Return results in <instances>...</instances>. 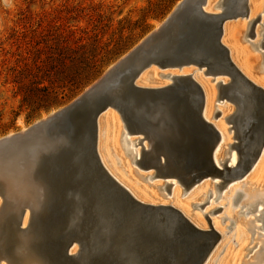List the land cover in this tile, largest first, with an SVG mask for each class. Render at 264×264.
Returning a JSON list of instances; mask_svg holds the SVG:
<instances>
[{"label": "water", "instance_id": "obj_1", "mask_svg": "<svg viewBox=\"0 0 264 264\" xmlns=\"http://www.w3.org/2000/svg\"><path fill=\"white\" fill-rule=\"evenodd\" d=\"M206 1L182 0L158 30L72 103L27 131L0 139L5 203L0 261L20 264V249L26 248L23 254L40 264H205L222 235L213 227L198 228L172 206L133 197L100 160L98 119L115 109L129 134L153 144L143 167L176 178L188 189L210 175L237 170L226 164L220 169L214 162L220 135L203 116L204 90L191 75L174 77L172 85L158 89L140 87L136 79L153 63L161 68L191 64L213 77L227 75L232 80L230 85L219 82L220 98L240 82L245 97L238 96L254 109L245 132L250 140L261 136L243 167L247 172L264 144V89L241 73L221 42L225 22L247 16V0L227 2L219 14L205 12ZM25 162L31 164L28 195L10 203L7 180ZM74 244L79 254L70 253Z\"/></svg>", "mask_w": 264, "mask_h": 264}, {"label": "rangeland", "instance_id": "obj_2", "mask_svg": "<svg viewBox=\"0 0 264 264\" xmlns=\"http://www.w3.org/2000/svg\"><path fill=\"white\" fill-rule=\"evenodd\" d=\"M181 1L0 0V139L22 132L24 128L28 129L72 103L159 28ZM238 20L248 23V19L243 18L232 21ZM257 28L260 30V25ZM255 33L257 34V29ZM244 38L245 34H242L241 45L248 46L250 52L257 57L254 59L255 73L264 76L263 54L261 51H255L251 46L259 37H250L249 41ZM153 66L160 73L175 71ZM207 78L212 79V77ZM159 81L167 80L159 78ZM218 104L221 114L212 119L215 123L223 120L225 115L222 109L232 103L223 100L216 105ZM116 114L121 119L117 112ZM226 126L229 128L230 125ZM122 131L118 146L109 141L107 143L108 153L105 151L108 157L107 165L111 166L110 161L113 157L117 167L116 172L121 174L120 178L124 176L134 185L157 192L159 200L163 203L172 202L168 198L171 191H163L156 187V184L164 185L166 181H170V178L147 179L146 176L155 174V170L142 168L133 162V158L125 151ZM137 136L130 135V138L133 140L138 138ZM103 143L105 145V139ZM142 147L143 145L139 144V147L133 149L138 150ZM226 149L227 145L224 144L221 150L224 156L226 153L223 154V150ZM24 164L19 171L27 178L31 164L27 162ZM27 180L30 185L29 179ZM205 180L214 182L211 178H205L203 181ZM177 186L182 190L180 184ZM258 186L262 187L261 184ZM169 188L172 190V187ZM11 191L6 193L7 201L10 199V203L23 198L15 191ZM213 206L215 208L218 205ZM207 208L209 205L193 212L203 214ZM221 213L209 216L210 220L205 217L209 228L212 219L221 218ZM245 219L247 217L241 216L238 217L239 221L237 220L242 225L243 231H245ZM218 220L221 222V219ZM228 225L229 223H226L223 226L224 231ZM246 233L245 231L244 234ZM249 234H246V239L245 236L244 239L242 238L243 244H240L239 238L233 242L226 237L232 244L230 251L234 248L232 252L237 253L239 257L234 260L228 254L229 264H247L254 259L255 251L247 250L257 241H253L254 234L252 235L251 232ZM249 236H252L249 238L250 241Z\"/></svg>", "mask_w": 264, "mask_h": 264}, {"label": "bare ground", "instance_id": "obj_3", "mask_svg": "<svg viewBox=\"0 0 264 264\" xmlns=\"http://www.w3.org/2000/svg\"><path fill=\"white\" fill-rule=\"evenodd\" d=\"M230 1L231 0H207L204 5V11L210 14H219L223 11L225 4L229 5L227 4V2L229 3ZM247 5V16H240L236 19H248V23H245L244 21L240 22L241 20L235 22L232 20L226 21L223 26V35L221 38V42L228 49L231 61L241 71V73L253 84L264 89V76L257 75L254 70V59L257 57L250 52L248 46H243L240 43L242 34H245L244 39L249 41L251 37L250 30L252 28V25L255 23V27L253 29L254 37L258 36L259 39L255 43H252L251 46L255 49V51H261L264 58V0H247ZM258 25H260L261 27L260 30L259 28H257ZM159 28H157L156 30H158ZM256 29L257 34L255 33ZM153 65L157 64L153 63L141 72V74L136 79V85L143 88H164L174 83V77L191 75L194 80L201 85L205 93L206 100L203 116L217 129L220 135L219 142L215 148L213 155L214 162L220 169H224V164H226V166L230 167V169L237 170H234L232 172H224L223 174H221V176L210 175L206 178H211L214 180V182H208V180L203 181L205 179L204 178L202 181L197 182L188 189L176 178H170V181H166L164 185L155 183L156 187H159L163 191H166L168 187H172L170 197L168 196V198L172 202L167 204L163 203L159 200V197L156 194L157 192L153 190L149 191L141 186L139 187L137 185H134L131 181L128 180V178H125L124 176L123 178H120L121 174H118L116 172L117 167L115 164V159L113 157H111L110 161L111 166L109 167L107 165V143L108 141L109 143H116V145L117 143H119V136L122 131V126L124 129L122 131L123 145L126 153L133 158L134 163L139 164L140 167L144 168V159L146 157H152L153 154L152 142L149 139L140 137L141 135H138V138L132 140L130 138V135L136 136V134L128 133L122 118L120 119L116 114L117 111L112 108L106 110L98 119V154L103 166L110 173V175L115 178L122 186H124L137 200L149 205L172 206L181 211L183 215L198 228L202 230H209L211 227H213L215 230H217L222 235L219 241L220 243L217 244L205 264H211L212 262H214L213 264H229L228 261H230V258L227 259L228 254L231 258L237 260V258H239L238 254H234L232 252L235 250L234 248L232 251H230L232 248V244L227 241L228 239L226 237H229L230 240L232 239L233 242L236 238H239V241H241L240 244H243L244 240H242V238L245 236L246 239V234H249L250 232L252 235H255V237H253V241L257 242L253 247L247 250L255 251L254 259L247 264H264V144L256 161L251 165L247 172L243 174V167L257 150L259 146V141L257 139L261 138V136L260 134H258L256 135L257 139L250 140L249 135L245 132L248 126V120H251L254 109L246 100H242L238 96V93L240 92L241 94H239H243L242 97H245L244 92H242L243 89L241 88L240 82L231 85L232 91L226 94L225 97L221 99L218 84L219 82H222L225 85H230L232 79L229 76L218 75L216 77H213L212 75L205 74V68L200 70L199 68L191 64L163 68L175 71L160 73ZM262 73L264 74V72ZM207 77H212V79H209ZM159 78H163L167 81L160 82ZM223 100H226V102L232 104L225 106L224 110L222 109V112L225 116L223 120L220 121V123H215L212 121V119H214V117L216 118L218 112L219 115L221 114L219 108L220 104H216L220 103ZM55 113L56 112L50 115H53ZM47 118H44L42 120H45ZM226 123L230 125L229 128H227ZM28 129L24 128L22 132L27 131ZM104 139L106 141L105 145L103 143ZM146 140L147 142H145ZM139 144L143 145L142 149L138 148V150H134L133 148L139 147ZM224 144L227 145V149L225 151L223 150V154L226 153L225 156L222 155L221 151ZM116 149L117 148H115V150ZM152 163L156 165L155 162ZM163 163L164 160H161L160 165L162 166ZM154 170L155 174L146 176L147 179H156L157 177H162L157 174L156 169ZM163 178L167 179L166 177ZM7 181V183L9 184H7L8 190L6 191V193L13 190L18 196L26 197L28 195L30 185H28V180L25 175L21 174L20 171L17 174L11 176V178ZM177 184H180V186H182V190L181 187L177 186ZM258 184H261L262 187L258 186ZM12 193L14 194V192ZM3 205L4 201L0 196V209ZM206 205H209V208H207V210H204L203 214L199 212H193L199 211ZM213 205L218 206L213 208ZM220 212H222V216L218 219H221V222L218 219H212L209 228V225L205 221V217L210 220L209 216L217 215ZM251 215L253 216V218H249L252 217ZM241 216L247 217V219H245L246 221L244 222V230L247 232L246 234H244L245 231H243L242 225H240V223L238 222V217ZM29 218L30 210L27 209L23 220V227H26L28 225ZM226 223H229V225L225 227L227 230H225V232L223 226H225ZM251 237H248L249 241V238ZM235 246L237 249L236 244ZM240 247L241 246L239 245V250ZM246 248H244V250H246ZM22 251L28 253V250L26 248L20 249V252L22 254V261L20 262V264H40L36 260V258L34 259L30 256H26L27 254H23ZM79 251L80 248L77 247V244H74L70 250V253L79 254ZM0 264L14 263H10L8 259H3L0 261Z\"/></svg>", "mask_w": 264, "mask_h": 264}, {"label": "flooded vegetation", "instance_id": "obj_4", "mask_svg": "<svg viewBox=\"0 0 264 264\" xmlns=\"http://www.w3.org/2000/svg\"><path fill=\"white\" fill-rule=\"evenodd\" d=\"M167 191H168V192H170V191H171V190H170V188H169V189H167Z\"/></svg>", "mask_w": 264, "mask_h": 264}]
</instances>
